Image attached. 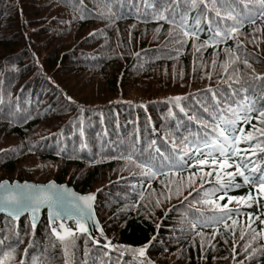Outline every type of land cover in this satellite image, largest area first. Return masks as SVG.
Wrapping results in <instances>:
<instances>
[{"label": "trees", "instance_id": "obj_1", "mask_svg": "<svg viewBox=\"0 0 264 264\" xmlns=\"http://www.w3.org/2000/svg\"><path fill=\"white\" fill-rule=\"evenodd\" d=\"M161 3L0 0V180L56 181L81 194L98 193L101 224L114 245L125 247L105 250L75 236L71 264H179V257L184 264H264V201L259 207L231 202L232 219L206 226L216 209L199 202V187L192 191L202 175L190 184L195 168L156 176L149 184L140 168L121 158L130 151L133 158H156L157 150L187 158L190 143L211 133L217 102L227 109L247 94L257 107L264 105V80L253 78V73L264 75V16L256 0H228L241 26L222 43H211L213 31L201 18L195 48L179 26L187 5H180L176 23H170L171 11L164 13L168 19H154ZM201 8L187 12L188 26ZM204 17L216 19L211 5ZM205 40L209 43L200 47ZM175 74L178 83L171 81ZM160 75L165 87L162 82L147 86ZM125 77L149 90L133 96ZM93 85L109 93L92 100L75 88ZM241 85L245 92L237 94ZM251 115L245 133L252 125L261 127ZM252 131L260 145L255 156L264 157V136ZM238 146L247 147L243 141ZM256 168H264V159H257ZM215 176L204 177L203 189L212 188ZM235 180L241 186L228 195L252 191L239 176ZM47 225L46 214L36 230L27 217L19 222L0 217V249L13 253L5 264H64L62 243ZM145 244L141 257L135 249Z\"/></svg>", "mask_w": 264, "mask_h": 264}, {"label": "snow or ice", "instance_id": "obj_2", "mask_svg": "<svg viewBox=\"0 0 264 264\" xmlns=\"http://www.w3.org/2000/svg\"><path fill=\"white\" fill-rule=\"evenodd\" d=\"M63 2L70 3V0H63ZM79 2L83 3V0H79ZM256 2L260 6L259 14L264 16V0H256ZM182 3L187 5L185 10L179 14V26L182 29V38L191 37L194 48L196 47L195 40L197 34L203 31L199 27L201 18H204L208 24V30L213 31V36L211 37L212 44L222 43L224 39L231 38L232 34L237 33L238 28L241 26V21L236 18L234 9L228 3V0H162L160 9L154 16V19H168L164 15L167 10L173 13V18L169 22L176 23L175 14ZM198 5H202L201 11L194 18L193 24L188 26L187 12ZM210 5L215 13V20L204 17V13L209 10ZM229 20L232 23H228ZM247 22L251 23L252 17H248ZM90 35L93 34L90 33ZM208 43L209 40H205L200 47ZM177 51L179 52L180 49H177ZM244 63L250 67L247 60ZM253 78L264 80V75L253 73ZM228 79L231 80L232 77L229 76ZM210 91H212L213 97H215V91ZM236 92L237 94L245 92L244 86L241 85ZM191 98L195 99L196 97L193 96ZM68 99L70 100L71 98L69 97ZM181 99L179 96L174 98L177 107H180ZM181 111H184V109L181 108ZM205 111H208V109L205 108ZM253 112L256 114L255 119L261 127L256 128L255 125H252V128L260 136H264V105L257 107L256 101L250 100L248 95L245 94L241 97L240 102L235 105H229L227 109H222L219 102L216 103V114L212 116L213 127L211 133L204 135L194 143H190V155L187 158H185L183 152H177L175 155H164L159 150H157L156 158H143V154L133 158L134 154L131 151L127 156H122L121 158L130 161L140 168L141 172L139 174L145 176L149 184L156 176L167 175L168 173L175 176L177 172H185L190 168H195V172L189 173V177L191 178L189 183L194 184V178L197 173H201L202 175L200 185L193 187L192 191L197 192V187H199L200 191L197 192V196L203 193V197L199 202L214 205L216 209L212 218L203 223L206 226L216 227L224 223L225 219H232L234 210L229 208L231 202H236L237 205L245 204L248 207L256 203L259 207L260 202L264 201V168L258 171L256 168L257 159H264V157L257 158L255 156V149L260 147V145L253 142L254 135L252 128L247 133L244 132L243 128L244 123H248L253 119L251 115ZM238 122L242 123H240L239 127H236L235 125ZM242 141L247 145L246 148L238 146ZM249 157H252V159H249ZM205 166L208 168L207 172L204 171ZM229 168L234 170L226 171ZM213 172L216 174L215 183L211 189H203L204 177L211 176ZM236 176L241 178L244 185H250L252 191L245 195H228L230 189L241 186L240 183L236 182ZM253 191L255 192V196L252 194ZM215 192L222 194L214 196ZM177 194H180L179 190H177ZM191 195L192 192H189V196ZM225 197H227L225 203L219 204L216 202L217 200H225ZM94 199V194L81 195L66 185L56 184L53 181H49L47 185H38L26 181L20 183L18 181L9 182L8 180H0V213H5L13 220H18L24 213H29L31 228L35 230L37 227V214L42 208H45L48 216L47 227L50 228L51 233L62 243L65 257L64 264H71L70 257L74 255L72 249L75 248V231L81 233L89 231L86 223L93 217L94 209L92 202ZM193 201L196 202L195 198H193ZM236 214L240 215L241 213L237 212ZM248 218V227H251L252 213L248 214ZM66 219L75 221V230L65 225L64 221ZM235 223L236 221L233 220L234 225ZM260 224L264 225V219L260 220ZM193 227H195V224H193ZM225 227L227 228L228 225L225 224ZM252 232L256 233V230L252 229ZM260 232H264V228L260 229ZM256 234L258 235L259 233ZM241 235H243V232ZM253 239H255V235ZM93 243L98 244L100 242L93 239ZM0 244H2V240H0ZM105 247L119 249L125 246L111 245L109 243ZM146 247L147 244L135 249V251L143 257ZM252 251L255 252V249ZM0 253H2L0 255V264H5L6 259H13L12 251L0 249ZM85 255H87V250H85ZM147 264H152V262L147 261Z\"/></svg>", "mask_w": 264, "mask_h": 264}, {"label": "water", "instance_id": "obj_3", "mask_svg": "<svg viewBox=\"0 0 264 264\" xmlns=\"http://www.w3.org/2000/svg\"><path fill=\"white\" fill-rule=\"evenodd\" d=\"M30 183V182H28ZM56 183V182H55ZM31 184H35V183H31ZM48 184V183H47ZM47 184H38V185H47ZM58 184V183H56ZM67 186V185H66ZM69 187V186H67ZM70 189H72L73 191H75V189L69 187ZM76 193H78L77 191H75ZM80 194V193H79ZM82 195V194H81ZM94 201L92 202L93 204V209H94V214H93V217L92 219L88 220L87 223H86V227L88 228V232L87 233H81L79 231H75V234H81V235H87L89 237V239L93 242V239L95 240H98L100 243H94L96 246H100V247H104V248H110V247H105V245L107 244H111L112 245V242L111 240L109 239V237L105 234L104 230H103V227L102 225L100 224V221L96 215V211H95V203H96V195L94 194ZM47 213V210L45 208H42L41 211L37 214V225L40 223V221L42 220V217L44 215V213ZM1 215H5L6 217H9L7 216L5 213H0V216ZM25 216H28L30 221H31V217H30V214L29 213H24L22 214L18 220H20L21 218L25 217ZM11 218V217H9ZM48 218V216H47ZM12 219V218H11ZM73 221L75 222L74 220H70V219H66L64 221L65 225L68 227L69 223ZM97 222H98V226H97Z\"/></svg>", "mask_w": 264, "mask_h": 264}, {"label": "rangeland", "instance_id": "obj_4", "mask_svg": "<svg viewBox=\"0 0 264 264\" xmlns=\"http://www.w3.org/2000/svg\"><path fill=\"white\" fill-rule=\"evenodd\" d=\"M145 34V31L143 30V31H141V33H140V35H144ZM142 38V37H141ZM162 75V74H161ZM157 76L155 79H152L151 81H150V83H148V87H150V86H152V87H154L158 82H162V86L163 87H165V83H163V81H165V80H163V77H164V75L163 76ZM125 79H126V83L127 84H129V85H131V86H133V96H134V93H142V92H144V91H146V90H149V89H146L145 87H143V86H138V84H139V81H131L130 79H128L127 77H125ZM171 81L172 82H176V83H178L179 81H180V79H179V77L175 74L174 76L172 75V77H171ZM135 82H137L136 84H135ZM77 90H79V91H81V92H83L82 94H86L87 96H90L91 97V99L93 100V99H98V98H100V97H102L103 95H105V94H108L109 92L107 91V88H105L103 85H99V86H97V85H93V86H86L85 88H82V87H75ZM68 99V98H67ZM64 101V100H63ZM89 101H91V100H89ZM0 135L1 136H4V134L3 133H0ZM3 143L0 141V148H1V145H2ZM178 263L179 264H184V262H182V258H180L179 257V259H178Z\"/></svg>", "mask_w": 264, "mask_h": 264}, {"label": "bare ground", "instance_id": "obj_5", "mask_svg": "<svg viewBox=\"0 0 264 264\" xmlns=\"http://www.w3.org/2000/svg\"><path fill=\"white\" fill-rule=\"evenodd\" d=\"M104 230V229H103ZM104 232H105V230H104ZM105 234H106V232H105ZM83 236H86L87 238H88V236L87 235H83Z\"/></svg>", "mask_w": 264, "mask_h": 264}]
</instances>
